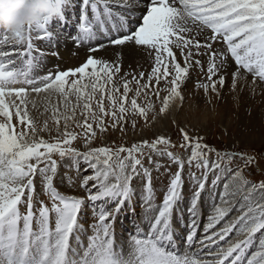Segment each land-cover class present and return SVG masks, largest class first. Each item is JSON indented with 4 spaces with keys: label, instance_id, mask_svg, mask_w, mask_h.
Here are the masks:
<instances>
[{
    "label": "snow or ice",
    "instance_id": "1",
    "mask_svg": "<svg viewBox=\"0 0 264 264\" xmlns=\"http://www.w3.org/2000/svg\"><path fill=\"white\" fill-rule=\"evenodd\" d=\"M46 6L39 22L18 32L0 29V264H264V148H217L175 120L178 142L157 134L129 147H91L98 132L125 133L129 116L133 131L136 117L144 121L143 132L175 101L182 107L193 70L205 75L195 88L206 97H219L226 83L237 103L245 87L254 96L264 84V0ZM60 42L83 48L84 62L34 75L45 57L59 58ZM141 51L152 60L150 71L121 75L125 53ZM41 93V115L50 113L53 127L30 115L29 104L38 109L30 97ZM154 172L156 180L167 177L160 204ZM56 179L85 195L62 194ZM129 214L131 228L117 242L116 222Z\"/></svg>",
    "mask_w": 264,
    "mask_h": 264
},
{
    "label": "rangeland",
    "instance_id": "2",
    "mask_svg": "<svg viewBox=\"0 0 264 264\" xmlns=\"http://www.w3.org/2000/svg\"><path fill=\"white\" fill-rule=\"evenodd\" d=\"M71 31L72 28L68 32ZM64 43L71 44V42ZM44 44L39 45V47L46 48ZM57 45L61 46V43H58ZM57 45L56 49L58 50L60 48H58ZM62 46L64 45L62 44ZM61 50H63V48ZM74 50L75 49L73 47L71 50L67 48V52L70 51L68 52V54H71L70 56L73 60L72 64L62 60L61 58L60 61L55 62L53 68H55L54 66L58 65L59 70L64 71L68 69H73L81 65L84 60L82 57L80 58L79 52L78 55H74L73 53L76 52ZM59 51L60 50H58V52ZM83 53H85L84 49ZM142 53V51L135 52V56L139 54L137 55L138 57L133 56L134 54L129 55L127 52L125 53L123 65L121 68V75L128 72L139 73L141 71H144L145 73H147L150 71L152 66V60L145 53ZM99 54L105 56L106 59H111L110 54L101 52L97 55ZM55 58L58 59L57 57ZM202 59L206 61L207 58L205 57ZM229 63L231 64V67L228 69L229 75L227 77V81L230 83L231 72L234 69V66L232 65L233 63L231 61ZM40 67L43 68L42 65H40ZM206 69L207 63H205V72ZM54 71H56V69H54L53 72ZM45 72L46 71L43 70L40 74L44 75L46 74ZM129 79H131V77H129ZM251 79L252 77L248 76V80L251 81ZM197 81L204 82L205 75L199 70H193L191 72L190 79L188 80L187 84L184 85L182 88V95L184 96L183 106L179 107L181 102L179 100L175 101V103L171 107V110L166 116L157 118L155 124L152 125L151 130H144L143 132H141L140 129L143 127L144 121L141 118L136 117L137 130L133 131L131 126V120L133 119V117L129 116V123L126 125L125 133L120 132L119 129L114 130L111 128L103 134H100L98 132V138L93 141L91 147H99L105 145L114 146L113 142L115 143V146L123 145L125 147H129L134 143H139L143 139H152L157 134L169 136L173 142H178L180 139L179 133L177 128L172 123V121L175 120L176 124H178L180 127L186 128L192 135L204 136L207 143L215 145L217 148H230L234 144H238L240 149H256L257 151H259L260 149L264 148V84H259L258 87H256L254 96L252 95L251 90L245 87L244 91L242 93H239L240 98L239 102L237 103V101L233 99V96L235 94L229 92L227 83L225 87L221 90L219 97H217L213 93H209L206 97L202 89L197 90L195 88V83ZM117 83H120L118 77ZM16 87L20 86L16 85ZM237 92H239V87L237 89ZM42 95L45 96V94L41 93L39 97H36V94H32V97H30V99L36 98L38 103V109H32L31 104H29L30 115L37 121L38 125L47 119L49 121V127H53L51 123L50 113H44L43 115H41L44 108V104H42L44 96L42 97ZM129 97L131 98V93L129 94ZM52 99H56L55 94L52 95ZM209 99L211 103L208 102ZM40 101L41 105L39 104ZM142 101L143 97H141V102ZM249 104L251 105L250 107L248 106ZM157 106H159L158 101ZM246 117L250 118L247 119ZM80 119L82 118L79 116V114H77V120ZM149 120H151V114H149ZM75 131L80 132V129H75ZM44 135L46 136V134ZM74 146L83 150V140L77 139L74 142ZM63 163H67V161ZM145 164L147 165V161H145ZM172 170L175 171L174 166ZM59 172L61 174H64L66 172V169L63 167V164L60 167ZM69 174L75 177V172ZM156 175L157 173L154 172L153 176L154 187L156 189V203L160 204L162 202L165 186L167 184V177L163 176L159 180H156ZM54 184L58 187V190L62 194L75 196L85 195V193L78 187L71 188L68 187L67 184L61 186L59 179H56L54 181ZM37 190L41 193L40 199L47 201L48 198L43 195L39 182H37ZM256 195L258 196L259 194ZM137 208L140 212H142V209L140 207ZM209 210L210 209L205 206V211L207 212ZM140 212H137V217ZM90 214L91 213L89 211V215ZM120 219L124 218L121 216ZM203 222L204 217L202 216L201 224H203ZM123 225H127V222L124 221ZM115 226L119 227V229L122 228L120 223ZM87 235H91L90 230ZM126 235L124 233L123 236L126 237ZM121 237L119 236L117 238L118 242L120 241ZM82 238H84L85 243H87L86 236ZM127 251L128 248L125 244V254H127ZM193 251H195V247L193 248Z\"/></svg>",
    "mask_w": 264,
    "mask_h": 264
},
{
    "label": "clouds",
    "instance_id": "3",
    "mask_svg": "<svg viewBox=\"0 0 264 264\" xmlns=\"http://www.w3.org/2000/svg\"><path fill=\"white\" fill-rule=\"evenodd\" d=\"M46 12V0H0V29L21 31L39 22Z\"/></svg>",
    "mask_w": 264,
    "mask_h": 264
},
{
    "label": "bare ground",
    "instance_id": "4",
    "mask_svg": "<svg viewBox=\"0 0 264 264\" xmlns=\"http://www.w3.org/2000/svg\"><path fill=\"white\" fill-rule=\"evenodd\" d=\"M69 30H71V28H68L66 31H69ZM74 30V28H72V31ZM0 40H2V36H0ZM34 43H36L38 46L39 45H41V44H44L45 42H39V41H34ZM61 43V46H60V49H58V50H60L59 51V58L58 59H56L55 57H53V56H47V57H45L42 61H41V64L40 65H42L43 66V68H45V70H46V72L45 73H47L49 70H54V69H56V68H53V65L55 64V62H58V61H60V59L62 58V60H64V61H66V62H68V63H71L72 64V62H73V60L71 59V54H68V52H70V51H68L67 52V48L68 49H72V47H73V45H72V43L70 44V43H68V44H65L64 42H60ZM62 44L64 45V46H62ZM46 45H48V43H45L44 44V46L46 47ZM63 48V50H61ZM43 49V48H42ZM57 50V51H58ZM79 49H75L74 51H76V52H79L80 54H79V56H80V58L82 57L83 58V60H85V53H83V49L81 48L79 51H78ZM140 54V53H139ZM139 54H137V55H139ZM143 54V53H142ZM141 54V55H142ZM99 55H101L102 56V54H99ZM104 55V54H103ZM136 55V56H137ZM108 56V55H107ZM133 56H135V54L133 55ZM135 56V57H136ZM138 57V56H137ZM145 57V56H144ZM135 61V60H134ZM133 61V62H134ZM19 62V61H18ZM131 63V62H130ZM59 64V63H58ZM234 67H235V65H234V63L232 64ZM125 66V65H124ZM127 66V65H126ZM133 67V66H132ZM43 68H39V72L38 71H36L35 73H34V75H36V74H40V72H42V70H44ZM126 68V67H125ZM129 68V67H128ZM74 69V68H73ZM133 69V68H132ZM134 70V69H133ZM124 71V70H123ZM129 71V70H128ZM123 74V73H122ZM44 94V93H43ZM41 95V94H40ZM44 95H42V97H43ZM41 98V97H40ZM43 101V100H42ZM40 105H41V101H40V103H39ZM43 104V103H42ZM249 107L251 106L250 104L248 105ZM247 119H249L250 117H246ZM137 212L139 213L140 211L138 210V208H137ZM122 217L124 218V219H127V218H130V225H131V222H132V217H131V214H129L127 217H125V216H123L122 215ZM191 252V251H190ZM192 252H194L193 251V249H192ZM192 252L191 253H188L189 255H191L192 254Z\"/></svg>",
    "mask_w": 264,
    "mask_h": 264
}]
</instances>
